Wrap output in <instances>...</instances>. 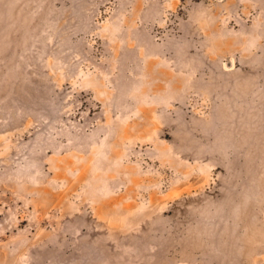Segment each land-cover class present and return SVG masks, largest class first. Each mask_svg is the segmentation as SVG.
Masks as SVG:
<instances>
[{
	"label": "rangeland",
	"instance_id": "1",
	"mask_svg": "<svg viewBox=\"0 0 264 264\" xmlns=\"http://www.w3.org/2000/svg\"><path fill=\"white\" fill-rule=\"evenodd\" d=\"M0 264H264V0H0Z\"/></svg>",
	"mask_w": 264,
	"mask_h": 264
}]
</instances>
